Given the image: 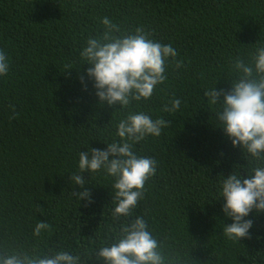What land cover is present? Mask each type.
I'll return each instance as SVG.
<instances>
[{
    "label": "trees",
    "instance_id": "1",
    "mask_svg": "<svg viewBox=\"0 0 264 264\" xmlns=\"http://www.w3.org/2000/svg\"><path fill=\"white\" fill-rule=\"evenodd\" d=\"M107 16L122 31L142 28L171 44L182 67L171 62L167 80L138 104L169 125L159 137L135 144L138 155L157 161L144 198L131 218L142 216L153 234L177 252L190 250V264H264V214L250 215L249 238L223 234L230 218L221 211L218 184L247 161L214 121L203 92L215 81L228 90L232 58L251 60L264 45V0H0V49L9 72L0 77V247L32 242L40 221L51 230L41 247L82 251L112 238L127 222L112 216V178L81 173L92 203L75 201L71 184L79 151L104 149L116 137L127 110L99 105L88 65L78 52L98 35ZM71 68V69H70ZM180 98V110L164 105ZM89 264H102L95 254Z\"/></svg>",
    "mask_w": 264,
    "mask_h": 264
},
{
    "label": "clouds",
    "instance_id": "2",
    "mask_svg": "<svg viewBox=\"0 0 264 264\" xmlns=\"http://www.w3.org/2000/svg\"><path fill=\"white\" fill-rule=\"evenodd\" d=\"M102 31L90 36L78 52L79 65H88L85 76L92 82L99 105L118 106L116 111L126 114L116 124V137L103 142L104 149L88 147L78 153L79 171L71 173L72 185L82 189L75 201L92 203L81 173H103L112 178V216L124 217L127 222L114 232L109 240L101 241L82 251L62 247H41L43 234L51 230L48 222L40 221L32 229L31 243L13 240L7 248L0 247V264H89L95 257L102 264H190L194 259L190 250L177 252L158 239L142 216L131 218L133 210L144 198L145 184L157 172V161L138 155L133 146L147 137H159L169 122L163 118L133 110L135 104L149 100L156 88L167 80V69L182 62L171 44H162L150 38L142 28L134 32L122 31L107 16L100 19ZM71 69V68H70ZM9 72V58L0 49V77ZM228 90L215 87L217 80L203 92L213 106L214 121L223 130L231 145L243 153L247 161L244 175L235 166L218 184V199L223 198L221 211L231 219L223 223V234L231 241L249 238L253 227L250 215L264 214V45L255 48L251 60L232 58ZM181 99L173 96L163 111L169 114L180 110ZM201 264V262H200Z\"/></svg>",
    "mask_w": 264,
    "mask_h": 264
}]
</instances>
